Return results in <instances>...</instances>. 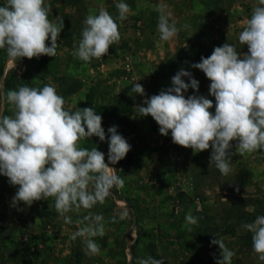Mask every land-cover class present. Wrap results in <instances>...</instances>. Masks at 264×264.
<instances>
[{"label": "rangeland", "instance_id": "obj_1", "mask_svg": "<svg viewBox=\"0 0 264 264\" xmlns=\"http://www.w3.org/2000/svg\"><path fill=\"white\" fill-rule=\"evenodd\" d=\"M119 2L46 0L51 8L49 19L63 20L64 24L57 55L13 61L5 49H0V94L21 86L51 85L65 99L66 109L92 107L102 116L106 140L88 137L80 147H96L108 163L107 130L113 125L132 146L124 159L109 164L124 180L123 188H112L105 202L90 210L68 213L71 224L57 213L54 198L36 201L31 207L20 203L22 210L12 207L18 186L0 175V264H136L138 258L149 256L164 258L165 264H216L221 250L210 243L216 237L234 251L232 264H264L253 251L252 234L242 227L264 215V151L236 153L232 172L223 175L210 164L211 147L194 154L190 148L174 146L183 154L178 158L169 153L173 148L165 145L171 144L170 132L164 141L157 142L159 125L150 115L138 117L135 106L171 87L177 73L174 70L183 65L173 58L171 40H160L157 29L161 6L170 23L175 13L158 0H124L131 12L120 22ZM5 3L0 0V6ZM217 3L205 13L206 23L197 29L200 32L192 29V34L200 39H218L216 47L233 44L238 53L247 54V45L240 44L238 36L257 0ZM101 7L117 19L121 38L110 46L107 55L85 63L73 52L82 38L84 20L98 14ZM179 28L172 39H184L189 34L184 27ZM46 43L51 46L50 38ZM133 83L143 86L146 97L129 94ZM159 83L164 89H157ZM204 95L215 100L210 93ZM0 111L12 115L3 99ZM150 141L157 144L149 145ZM232 144L230 151L235 153L236 142ZM189 211L199 218L196 225L186 224ZM89 213L104 218L105 235L93 238L101 246L99 255L86 254L83 238L72 239L82 226L75 221Z\"/></svg>", "mask_w": 264, "mask_h": 264}, {"label": "clouds", "instance_id": "obj_2", "mask_svg": "<svg viewBox=\"0 0 264 264\" xmlns=\"http://www.w3.org/2000/svg\"><path fill=\"white\" fill-rule=\"evenodd\" d=\"M118 20L128 18L130 6L120 0L116 4ZM50 5L46 0H6L0 6V49L13 60L55 57L63 20L49 19ZM159 39L169 41L180 31L176 22H169L163 6L159 9ZM81 40L73 55L85 63L108 54L110 46L120 41V24L103 7L98 14L84 20ZM182 27H187L183 25ZM50 38L51 46L46 41ZM238 41L247 45V54L238 53L235 45L225 43L212 54L191 65L210 80L209 93L190 95L189 88L199 91V81L181 68L171 80L172 86L159 94L146 97L145 89L133 83L130 95L146 97L135 106L138 117L151 116L159 125L161 135L171 133L172 142L199 153L211 147L210 164L223 175L232 172L231 157L264 151V0H257L250 18L239 33ZM183 77H188L185 82ZM12 109V115L0 111V175L18 186L11 206L20 203L31 207L34 202L54 198L57 213L66 223H73L71 212L90 210L103 204L112 188L121 189L124 180L117 175L116 165L131 150V145L118 133V126L108 128V163L103 152L80 147L88 137L106 140L102 116L92 107H65V99L55 87L21 86L0 94ZM235 141V153L230 151ZM199 218L189 211L185 222L196 225ZM82 225L72 239L83 238L86 254L99 255L101 246L93 239L105 235L104 218L89 213L75 221ZM242 227L252 234L253 251L264 262V215ZM192 231L191 228L188 229ZM218 245L221 259L216 264H232L234 251L222 238L210 242ZM136 264H165V259L138 258Z\"/></svg>", "mask_w": 264, "mask_h": 264}, {"label": "crops", "instance_id": "obj_3", "mask_svg": "<svg viewBox=\"0 0 264 264\" xmlns=\"http://www.w3.org/2000/svg\"><path fill=\"white\" fill-rule=\"evenodd\" d=\"M220 1L223 2V0ZM158 2L165 3L166 8H168L171 13H175L170 18L172 21L174 20L176 22L178 28L182 27L183 25H187V27H184V29L189 30V34L186 33L184 39H171V43L174 47V60L182 61L183 65L181 64V68L191 72L193 78L199 81V91L196 92L195 90L189 88L185 98L193 94L204 95V93H209V86L211 83L210 80L201 70L192 68L191 65L194 63H199L201 61V57H209L214 50L213 48L216 47L218 39H200L195 34H192V29L200 32V30L198 31L197 29L204 27V24L206 23L205 13L210 10L209 8L211 6L214 5L215 8V5L218 4V0H215V3H213V0H158ZM178 13H182V15H177ZM215 38H217V35H215ZM180 69L176 68L174 72L176 73ZM184 79L188 81V77H184ZM204 83L208 84L204 85ZM156 85L158 86L157 89H164L160 83ZM204 96L206 97V95ZM212 101L215 104V100L213 99ZM210 111L214 114L215 109H210ZM169 142L173 144H165L168 148H173L169 151V153H171L173 156L176 155L178 158H181L183 154L180 151V148H174V146H180L173 143L171 137ZM231 159V165H233V162H236V159L232 157Z\"/></svg>", "mask_w": 264, "mask_h": 264}, {"label": "built area", "instance_id": "obj_4", "mask_svg": "<svg viewBox=\"0 0 264 264\" xmlns=\"http://www.w3.org/2000/svg\"><path fill=\"white\" fill-rule=\"evenodd\" d=\"M186 95H187V92L185 93V97H186ZM166 138H167V137L161 135L160 132H159V133H158V141H157V142H160V141L162 142V141H164ZM157 142H155V141H150L149 145H152V146H153V145H156Z\"/></svg>", "mask_w": 264, "mask_h": 264}]
</instances>
